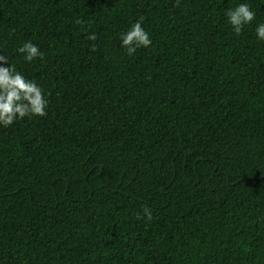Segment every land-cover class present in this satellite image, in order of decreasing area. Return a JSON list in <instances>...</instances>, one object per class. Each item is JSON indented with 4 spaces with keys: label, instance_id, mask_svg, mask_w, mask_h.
Masks as SVG:
<instances>
[{
    "label": "trees",
    "instance_id": "trees-1",
    "mask_svg": "<svg viewBox=\"0 0 264 264\" xmlns=\"http://www.w3.org/2000/svg\"><path fill=\"white\" fill-rule=\"evenodd\" d=\"M262 21L264 0H0V55L48 100L0 127V264H264Z\"/></svg>",
    "mask_w": 264,
    "mask_h": 264
},
{
    "label": "clouds",
    "instance_id": "clouds-1",
    "mask_svg": "<svg viewBox=\"0 0 264 264\" xmlns=\"http://www.w3.org/2000/svg\"><path fill=\"white\" fill-rule=\"evenodd\" d=\"M232 31L239 35L245 25L255 19V12L247 2H240L225 12ZM143 16L135 19L119 36V44L131 56L138 48L151 45L149 32L142 27ZM256 38L264 41V21L258 22L254 28ZM89 40H95L96 34L90 32ZM16 52L23 55L25 61L31 62L36 58L43 60L44 54L39 46L30 40L20 44ZM47 93L34 79L26 77L16 69L15 65L0 55V127H8L24 117L44 116L48 107ZM144 215L151 217L147 207L142 209Z\"/></svg>",
    "mask_w": 264,
    "mask_h": 264
}]
</instances>
